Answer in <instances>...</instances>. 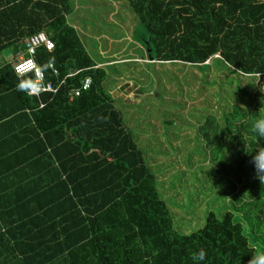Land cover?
Here are the masks:
<instances>
[{"label": "trees", "instance_id": "1", "mask_svg": "<svg viewBox=\"0 0 264 264\" xmlns=\"http://www.w3.org/2000/svg\"><path fill=\"white\" fill-rule=\"evenodd\" d=\"M125 1L148 60L202 71L217 62L261 81L251 109L209 114L198 128L211 163L203 173L230 207L177 230L134 128L103 87L106 71L68 22L69 0H0V55L12 49L15 60L26 38L45 33L54 49H38L36 61L56 90H19L32 76L0 59V264H196L200 249L199 264H249L264 252V172L253 159L264 151L253 131L264 118V0Z\"/></svg>", "mask_w": 264, "mask_h": 264}, {"label": "rangeland", "instance_id": "2", "mask_svg": "<svg viewBox=\"0 0 264 264\" xmlns=\"http://www.w3.org/2000/svg\"><path fill=\"white\" fill-rule=\"evenodd\" d=\"M69 3L76 9L73 22L81 23L85 49L94 61L103 63L104 89L134 128L158 189L169 201L176 229L189 234L203 226L209 211L223 215L230 199L217 195L203 173L211 163L198 128L209 114L222 120L237 105L251 109L261 81L234 74L217 62L208 61L209 67L202 71L148 60L143 41L133 38L138 20L125 0ZM0 59L13 62L12 49L4 50Z\"/></svg>", "mask_w": 264, "mask_h": 264}, {"label": "built area", "instance_id": "3", "mask_svg": "<svg viewBox=\"0 0 264 264\" xmlns=\"http://www.w3.org/2000/svg\"><path fill=\"white\" fill-rule=\"evenodd\" d=\"M40 48H44L47 52H51L54 49L53 42L42 32L24 40V50L16 55V60L12 63L13 72L18 77L32 76V82L30 81L26 84L27 93L31 96H38L43 92L56 91L52 84L45 82L44 74L37 64L36 54ZM49 68L53 70L54 74H57V71L53 69V65L50 64ZM89 85V78L83 80L80 88L73 91L71 98L80 96L83 91L89 88Z\"/></svg>", "mask_w": 264, "mask_h": 264}, {"label": "clouds", "instance_id": "4", "mask_svg": "<svg viewBox=\"0 0 264 264\" xmlns=\"http://www.w3.org/2000/svg\"><path fill=\"white\" fill-rule=\"evenodd\" d=\"M17 87L21 91L28 90L26 82L23 79L20 81ZM253 131L258 136L264 137V118H259L255 121L253 124ZM253 159L258 171L264 172V151L257 153ZM206 255V251L204 249H200L193 257V260L196 262V264H199V262L205 260ZM249 264H264V252H260L259 254L251 257Z\"/></svg>", "mask_w": 264, "mask_h": 264}, {"label": "crops", "instance_id": "5", "mask_svg": "<svg viewBox=\"0 0 264 264\" xmlns=\"http://www.w3.org/2000/svg\"><path fill=\"white\" fill-rule=\"evenodd\" d=\"M76 9H74L73 10V13H74V11H75ZM72 13V14H73ZM68 18V22L71 24V22H72V26L78 31V29L80 28V25H81V23L80 24H78V23H74L73 22V18H71V14L67 17ZM78 21V20H77ZM79 25V26H78ZM80 31H81V28L79 29V31H78V33H79V35H80ZM19 54V53H18ZM89 54V53H88ZM90 55V54H89ZM16 57V56H15ZM91 57V56H90ZM15 60H16V58H15ZM14 62V61H13ZM96 63H98V67L100 66H102L103 65V63H100V62H98V61H95ZM71 72H74V70H71ZM75 73V72H74Z\"/></svg>", "mask_w": 264, "mask_h": 264}, {"label": "water", "instance_id": "6", "mask_svg": "<svg viewBox=\"0 0 264 264\" xmlns=\"http://www.w3.org/2000/svg\"><path fill=\"white\" fill-rule=\"evenodd\" d=\"M71 73H74V72H71Z\"/></svg>", "mask_w": 264, "mask_h": 264}]
</instances>
